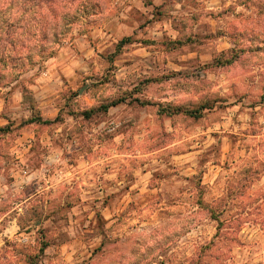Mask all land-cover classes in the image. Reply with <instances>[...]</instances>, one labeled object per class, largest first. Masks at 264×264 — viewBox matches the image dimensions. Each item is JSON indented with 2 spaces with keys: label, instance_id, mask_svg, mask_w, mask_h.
<instances>
[{
  "label": "clouds",
  "instance_id": "1",
  "mask_svg": "<svg viewBox=\"0 0 264 264\" xmlns=\"http://www.w3.org/2000/svg\"><path fill=\"white\" fill-rule=\"evenodd\" d=\"M0 264H264V0H0Z\"/></svg>",
  "mask_w": 264,
  "mask_h": 264
}]
</instances>
